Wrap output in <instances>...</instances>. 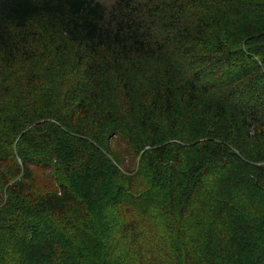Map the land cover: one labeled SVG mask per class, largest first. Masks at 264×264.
Wrapping results in <instances>:
<instances>
[{
	"label": "trees",
	"instance_id": "trees-1",
	"mask_svg": "<svg viewBox=\"0 0 264 264\" xmlns=\"http://www.w3.org/2000/svg\"><path fill=\"white\" fill-rule=\"evenodd\" d=\"M0 264H264V0H0Z\"/></svg>",
	"mask_w": 264,
	"mask_h": 264
}]
</instances>
